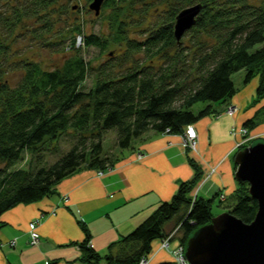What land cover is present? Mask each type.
<instances>
[{"label":"trees","instance_id":"trees-1","mask_svg":"<svg viewBox=\"0 0 264 264\" xmlns=\"http://www.w3.org/2000/svg\"><path fill=\"white\" fill-rule=\"evenodd\" d=\"M91 1L87 0L86 10H91ZM164 1L169 4L167 11L141 27L144 33L139 38H133L128 27L140 25L141 20L134 21L131 9L146 6L147 0H104L97 16L109 24L107 35L85 30L78 3L70 5L76 9L74 19L56 34V21L62 20L57 18V11L62 10L58 0H0V162L4 163L0 166V215L18 203L49 195L62 179L82 168L102 171L112 166L116 155L103 148L110 129L116 130V144L123 149L132 147L133 140L149 130L182 133L187 124L215 115L220 111L216 106L237 91L232 78L236 71L245 70L244 83L257 76L254 100L264 97V0ZM196 3L201 9L195 23L177 39L176 15ZM25 21L39 24L30 31L34 36L51 32L53 42L62 44L68 55L51 67L23 59L18 64L21 78L11 84L5 66L12 53L7 40ZM112 42L122 45L121 51L109 53L103 62L95 63L84 55L86 48L105 51ZM135 53H142L143 59ZM197 101L207 103L194 112L191 107ZM262 120L264 106L243 126L252 129ZM68 134L73 143L45 163L44 154L57 152L59 141ZM27 154L31 157L23 166ZM188 159L195 170L193 177L181 181L170 199L111 242L106 253L90 244V229L80 221L86 237L78 243V259L89 264H138L148 257L154 240L174 230L171 237L176 234L185 244L199 226L211 220L216 197L193 193L203 172L193 157ZM237 183L235 201L227 210L251 222L258 201L247 181Z\"/></svg>","mask_w":264,"mask_h":264},{"label":"crops","instance_id":"crops-1","mask_svg":"<svg viewBox=\"0 0 264 264\" xmlns=\"http://www.w3.org/2000/svg\"><path fill=\"white\" fill-rule=\"evenodd\" d=\"M257 84V76L248 83L239 81L236 93L225 102L235 107L232 112L223 106L215 115L193 122L195 148L185 145L183 133L149 130L135 138L127 151L115 154L112 166L102 171L82 168L62 179L49 195L2 212L0 264H48L52 260L55 264H89L78 259V243L86 237L79 222L90 229V244L106 253L111 242L170 199L181 181L193 177L195 170L188 156L203 172L193 193L216 196L225 206L234 203L238 184L234 154L243 137L240 127L264 106V97L254 100ZM248 133L263 134L260 137L264 138V120L248 128ZM31 221H36L40 234L36 243L31 242ZM174 236L169 239L170 246ZM163 239L152 242L146 264L173 260L172 253L162 246Z\"/></svg>","mask_w":264,"mask_h":264},{"label":"rangeland","instance_id":"rangeland-1","mask_svg":"<svg viewBox=\"0 0 264 264\" xmlns=\"http://www.w3.org/2000/svg\"><path fill=\"white\" fill-rule=\"evenodd\" d=\"M78 3L80 13L78 14L83 18L84 23H85V30L86 31H96L99 33H107L110 31L109 24L107 23L105 18H100L99 14H95L94 10H86L85 6L87 3V0H58L57 6L62 7L61 11H57L58 17L61 18L62 20L56 21L54 31L56 34H58L59 31H62L63 29L67 28L68 24L74 19V16H76V13L72 12L73 10H76L75 8H71V4H76ZM187 5V4H186ZM76 7V5H74ZM145 7V8H144ZM144 8V11H143ZM169 8V4L166 3L164 0H147L146 6L143 5L141 8L136 9H131V15L134 17V21L137 22L138 20L135 19H140L141 23L138 25L137 23H132L130 27H128V35L133 38H139L143 32H140L141 27L144 26H149L151 22L158 16L161 15L162 13L166 12L167 9ZM101 11V10H100ZM129 18V17H128ZM30 21H25L24 23H20L15 27V30L9 40H7L10 52L7 56V60L5 63V66L7 68L6 73L7 76L11 82V84H15L18 82V80L21 78V71L20 67L18 66L19 62H21L23 59H32V60H37L39 61L44 67H51L56 64L61 63L65 57L68 55V50L62 49V44H55L53 42V35L51 32L49 33H43L39 36H34L30 31L33 29L32 27L39 28L38 23H29ZM55 34V35H56ZM78 43L80 42V37L78 36ZM189 36L185 37V41L189 42L190 39ZM189 40V41H188ZM260 44V43H259ZM258 44V45H259ZM264 46V43L262 44ZM121 46L120 44H117L115 42H112L108 49L105 51H99L98 48L95 47H89L84 50V55L86 57H92L93 61L95 63L103 62L108 59L110 56L109 53H119L121 51ZM135 56H140L141 59H143V54L142 53H135ZM245 70L241 69L239 71H236L233 73L232 78L236 84V86H239V81L241 84L244 83L243 78H244ZM89 84V81H88ZM238 88V87H237ZM207 102L205 101H197L195 102L191 109L194 112H198L200 109H202ZM228 112H232L235 107L229 104H222L219 106H216L217 109H220V107L224 108ZM221 111V109H220ZM219 111V112H220ZM263 134H250L247 131V134L241 138L240 141H244V144L246 143L247 145L250 142L256 141L258 138H261ZM264 139V138H261ZM73 143V140L71 139L70 134L64 135L61 140L59 141V150L57 152H46L44 154V162L49 163L58 158L62 154L63 151H65L70 145ZM242 143L241 145H237L238 149L242 148ZM103 148L105 152H110L111 154L115 155L117 153H121L120 151L125 150L128 148H123L121 149L117 144H116V130L110 129L104 139H103ZM237 149V150H238ZM236 150V151H237ZM31 155L27 154L26 156V161L22 162L21 165L26 166L28 160H30ZM4 163L0 162V166H3ZM220 199L216 197L214 201L212 202V212L214 215H217L224 210H227L225 205H221ZM175 231V230H174ZM171 232V233H174ZM39 241V240H38ZM179 239L178 236H175L173 240L171 241V246L165 245V247L168 251H170L174 256L177 254V245L179 244ZM13 241H11V244ZM15 243V242H14ZM13 243V245H14ZM173 261V260H172ZM171 261V262H172ZM147 261L145 262V264Z\"/></svg>","mask_w":264,"mask_h":264},{"label":"water","instance_id":"water-1","mask_svg":"<svg viewBox=\"0 0 264 264\" xmlns=\"http://www.w3.org/2000/svg\"><path fill=\"white\" fill-rule=\"evenodd\" d=\"M103 1L90 2L95 14ZM200 9L201 4L196 3L178 12L174 23L177 39L195 23ZM234 161L235 178L247 181L250 194L258 201L256 215L251 222L229 210L213 215L187 238L185 256L190 264H264V139L238 149Z\"/></svg>","mask_w":264,"mask_h":264},{"label":"built area","instance_id":"built-area-1","mask_svg":"<svg viewBox=\"0 0 264 264\" xmlns=\"http://www.w3.org/2000/svg\"><path fill=\"white\" fill-rule=\"evenodd\" d=\"M247 131H248L247 127H245V126L240 127V132L243 134V136H245L247 134ZM183 135H184L185 145H187L191 148H195V140L197 137V132H196V129H195L193 123H189L186 125ZM244 142H245V140L239 141L237 143V145L240 146L241 143H244ZM29 231H30V235H31V242L32 243L38 242V240L40 238V234L37 230L36 221H31L29 223ZM172 235H173V233H171L168 237H165L162 240V246L169 245V239L171 238ZM12 241H13V243L15 242L14 240H12ZM177 248H178L177 254L174 256L171 264H190L189 261L187 260L186 256H185V244H179L177 246ZM146 261H147V257L144 256L140 259L138 264H145Z\"/></svg>","mask_w":264,"mask_h":264},{"label":"bare ground","instance_id":"bare-ground-1","mask_svg":"<svg viewBox=\"0 0 264 264\" xmlns=\"http://www.w3.org/2000/svg\"><path fill=\"white\" fill-rule=\"evenodd\" d=\"M184 131H185V129H184ZM184 131H183L182 133H184ZM250 143H251V142H250ZM250 143H249V144H250ZM242 145L246 146L247 144H246V143H245V144H244V143H242Z\"/></svg>","mask_w":264,"mask_h":264}]
</instances>
